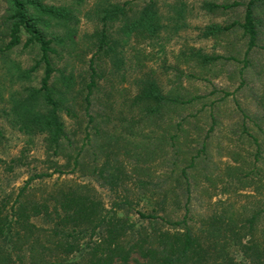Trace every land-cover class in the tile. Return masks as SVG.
<instances>
[{"label":"trees","instance_id":"trees-1","mask_svg":"<svg viewBox=\"0 0 264 264\" xmlns=\"http://www.w3.org/2000/svg\"><path fill=\"white\" fill-rule=\"evenodd\" d=\"M258 1L250 0L242 19L235 22L247 40L244 69L252 66L251 55L261 35ZM8 2L9 41L0 52L29 49L36 59L31 68L21 71L24 78L36 70L44 71L39 86H26L11 94L10 122L27 135H42L46 150L65 159L62 164L53 160L55 171H86L100 185L124 195L107 208L94 190L83 184L62 187L41 199L28 198L26 187L22 188L11 210L6 202L0 206V264H11L14 256L23 259V252L28 253L26 264H264V208L238 210L220 200L198 219L190 214L191 169L197 170L205 156V144L185 160L178 174L172 170L169 177L175 174V184L149 193L143 189L141 199L149 201L151 210H138V221L118 212L133 204L134 199L125 194L129 184L137 181L145 188L148 181L143 176L149 174L150 162L168 153L166 144L162 145L167 141L163 132L186 130L184 109L204 98H186L176 86L164 92L148 75L138 81L137 92L117 106L115 77L124 75L125 45L132 39L155 40L164 28L157 3L151 0L139 12L126 4L97 6L95 15L101 27L89 35L93 46L89 77L78 80L74 71L66 73L57 67V61L72 54L69 49L76 44V9L44 0ZM205 7L216 11L233 6L206 3ZM228 29L210 25L203 34L217 36ZM194 57L206 66L220 56L197 51ZM240 85H246L245 77ZM257 95L261 111L254 123L263 129L264 90ZM62 113L75 120L72 131L67 130ZM212 119L215 125L213 114ZM80 131L84 132L82 140ZM156 132L161 134L158 142L149 136ZM176 133L169 137L173 143ZM256 143L260 159L264 148L259 140ZM227 169L226 175L243 181L244 167L229 164ZM38 216L50 226L33 223L32 218ZM160 221L168 226H157Z\"/></svg>","mask_w":264,"mask_h":264},{"label":"rangeland","instance_id":"rangeland-1","mask_svg":"<svg viewBox=\"0 0 264 264\" xmlns=\"http://www.w3.org/2000/svg\"><path fill=\"white\" fill-rule=\"evenodd\" d=\"M44 1L76 9L79 18L74 37L76 44L69 49L72 54L66 53L64 58L57 61V67L65 69L66 73L74 71L80 80L81 76L89 77V59L93 51L89 35L101 27L95 15L96 7L111 2L126 4L139 12L151 0ZM153 1L157 3L164 28L155 40L132 39L125 45L124 75L115 77L118 87L116 99L119 100L117 106H122L120 103L123 100L134 95L140 78L148 75L158 81L164 92L176 86L186 98H204L195 100L184 109L186 130L179 131V134L173 129L163 132L167 141L162 145L166 144L168 153L165 158L159 157L149 163V174L143 176L148 181L145 188H141L137 181V184L135 181L129 184V190L125 194L134 199L133 204L118 212L120 215L126 214L130 220L138 221V210H151L149 201L141 199L142 192L162 190L161 188L166 189L175 184L172 180L175 179V174L169 177L172 170L175 169L178 174L181 166L187 163L185 160L203 144L206 146V154L198 162L197 170L191 169L192 193L188 205L190 214L198 219L220 200L224 206L232 205L238 210L264 208V157H257L256 143L259 140L264 148V122L263 129H259L254 123L261 111L257 106V94L264 90V0L258 1L256 11L258 18L262 20L261 35L258 47L251 55L253 64L248 69H244L243 64L247 40L235 22L242 19L250 0ZM206 3L233 7L210 11L205 7ZM8 9V0H0V48L3 49L9 41L6 24ZM177 22L181 25L179 29ZM210 25L229 29L220 35L205 37L203 31ZM197 51L220 57L203 66L194 57V52ZM35 59L29 49L22 47L0 52V206L6 202L7 209L11 210L19 191L25 187L28 198L41 199L62 187L83 184L94 190L107 208H110L120 202L124 193L111 191L100 185L86 171H70V168L64 173L55 171L53 160L62 164L65 159L54 157L46 150L42 135H27L10 122L7 110L11 94L22 91L26 86L40 85L43 69L32 72L28 78L21 76V71L31 68ZM244 77L246 85L241 86ZM212 114L217 118L215 125ZM62 115L68 131L76 128L75 120L66 114ZM175 133L177 137L173 143L169 137ZM160 135V132H156L149 136L157 138L154 142H158ZM83 137L84 132L80 131L79 140ZM143 138L147 137L144 135ZM87 160L91 161L92 158ZM130 162L134 164V161ZM229 164L244 167L241 175L243 181L239 182L237 178L226 175ZM37 174L44 175L34 178ZM185 203L186 197H183V205ZM32 222L43 228L50 226L42 216L33 217ZM157 226L168 225L160 221ZM21 257L22 261L14 256L11 264H26L28 253L23 252ZM134 263L132 261L131 264Z\"/></svg>","mask_w":264,"mask_h":264}]
</instances>
